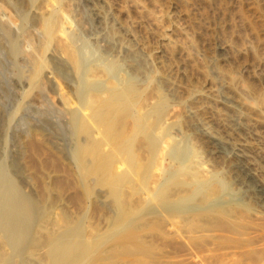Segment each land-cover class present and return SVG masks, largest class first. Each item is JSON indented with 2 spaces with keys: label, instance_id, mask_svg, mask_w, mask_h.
<instances>
[{
  "label": "rangeland",
  "instance_id": "obj_1",
  "mask_svg": "<svg viewBox=\"0 0 264 264\" xmlns=\"http://www.w3.org/2000/svg\"><path fill=\"white\" fill-rule=\"evenodd\" d=\"M4 3L18 21L27 15L26 0ZM33 3L40 15L35 24L31 16L25 20L28 32L23 33L31 36L17 37L16 56L0 11V162L26 191L45 200L47 207L51 203L46 217L50 220L44 219L49 226L43 221L38 234L79 225L87 249L82 264L102 259L103 264H129L141 256L146 264H264V193L261 204L240 196L242 189L231 178L236 159L230 153L243 143L239 147L258 167L264 189V0ZM52 16L88 69L84 78L77 74L81 80L74 73L80 81L74 93L67 84H61V90H54V84H21L15 74L20 67L30 78L38 69L39 55L40 62L47 57V46L37 45L34 65L26 51L36 45L35 29ZM58 66L59 74L66 69L65 63ZM128 87L133 88L139 124L130 126L131 119L123 115L119 131L116 124L106 134L107 124L92 125L89 118L87 126L77 111L79 122L71 126L65 114L68 106L80 105L90 113L109 93ZM130 127L131 152L119 151L115 147ZM160 139L166 140L161 159L154 151ZM98 141L100 150L105 148L104 166L91 189L89 179L95 174L82 176V156L93 164ZM187 152L190 158L181 163ZM133 233L134 240L128 241ZM237 242L243 250L240 244L235 248ZM247 243L252 246H247L248 252ZM254 249L256 255L260 250L259 262Z\"/></svg>",
  "mask_w": 264,
  "mask_h": 264
},
{
  "label": "bare ground",
  "instance_id": "obj_2",
  "mask_svg": "<svg viewBox=\"0 0 264 264\" xmlns=\"http://www.w3.org/2000/svg\"><path fill=\"white\" fill-rule=\"evenodd\" d=\"M4 1L0 0V11H1V13L3 12L4 15H2V17L4 19H6V21H7L6 30L12 36L11 37V44H10V48H11V51H12L11 53H13V55L16 56V55H18L20 53L19 52L20 51L19 44H18V39L19 38H17V37L21 36L23 38L22 35L25 34L23 32H25V31L28 32L27 29L25 30V26H24L26 24L25 20H27V18L29 16H31L34 19L33 23L35 24V22L38 20L37 16L40 15V13H39L38 7H36L34 5V3H33L34 0H26L25 7L28 9V12H26L27 15L20 16L19 21H18L17 20V15L12 13L10 10H7L6 6L4 5L5 4ZM27 9H24V10H27ZM98 12H99V10H98ZM1 13H0V15H1ZM54 16H52V18L48 17V19L45 22H43L42 25L38 26L35 29L36 30L35 32H36L37 40H35L36 42L31 40L33 43H36L35 46L34 45L32 46V44L30 43L31 46L33 47V48H31L32 49L31 52H30L29 49L27 50V48H25L27 50L26 53L29 51L28 55L26 54V56H28V59H29L28 62H30V63L34 64V59L36 58L35 56L36 55L38 56V54H39L38 52H37V54H35V52L37 51V49H35V47L37 45H39V44L47 46V48H46L47 52H48L47 53V57L45 58L44 57L45 55H44L43 56L44 59H42L41 62H40L41 56L39 55V57H38L39 58V63H37V64L35 63L36 66H38V69L35 70V73L32 76H29L30 78L27 77L28 75L27 76L25 75V73L23 72V70L20 67L15 68V74L18 77V80H19V82L21 84H32V85L33 84H37L36 87L38 86V84H54V86H55L54 90L55 89L56 90H61L63 88L61 86V84H67L70 87V91L72 93H74L75 88H77L76 84H78V81L81 80V78H79V76L81 77V75H83V78H84V74H85V72L88 69L86 67L84 68L82 66V64H81L82 60H79V57H78L79 55H77V53H76V50L74 48V44H73L72 39H70L66 35L64 36V33H63L64 30L63 29L60 30V27H59L60 25L57 24V18H55ZM31 25L33 26V24H31ZM25 35H27V34H25ZM28 35L31 36L30 34H28ZM28 35H27V37H28ZM33 35H34V33H32V37H33ZM8 37H10V36H8ZM30 39L28 40L29 42H30ZM20 40H21V38H20ZM38 50H39V48H38ZM43 53H41V54H43ZM26 56L24 55V57H26ZM24 57L22 58L23 60H24ZM26 59L27 58H25V62H27ZM36 61L38 62V59ZM61 63H62V65H63V63H65L66 69L65 70H63V69L60 70L61 73L59 74L58 70L60 69L59 66H61V65L58 66V64H61ZM16 66H18V65H16ZM85 69H87V70H85ZM74 73L76 74V76L79 75L77 77V79H79L78 81L75 78V74ZM79 83H80V81H79ZM116 84H118V83H116ZM127 84H129V86H130L131 83L129 82ZM131 89H133V88L132 87H128L124 91L109 93V96H107V98L102 99V100H100L99 102L96 103L97 104L96 108L93 111H91L90 113L86 112V110H85V108L83 106H80V105L78 106L77 105L78 106L77 107L76 105L73 106V105H70L71 103H69L70 106H68V108H66V110H65L66 117L69 119V121H71V126H72V124L73 125L78 124L79 119L76 116V114H77L76 112L80 111L83 114V116H84V118H83L84 121H82V122L86 123L87 126L91 125V123H89V118L93 122L92 125L94 123L95 124H107L106 130H105L106 134L109 131H111L116 124H117L116 128L118 129V127L121 125V124L120 125H118V124L121 123L123 115L128 116L131 119V121L129 120L130 122H132L131 125L130 124H127V125L136 126L137 123L138 124L140 123V118L137 117L136 114H135V109H134L135 101H134ZM67 90L69 91L68 88H67ZM72 93H70L69 95H71ZM73 95L74 94H72V96ZM60 99H61V97H60ZM64 99L67 100L66 98H64ZM64 99H63V101L67 104V102ZM52 101L55 104V100L53 99ZM68 102H70L69 99H68ZM66 104H64V105H66ZM60 106L62 107V104ZM60 106H57V107L61 108ZM62 112H64V108H62ZM126 123H127V121H126ZM130 128H131L130 133H126V137L124 135V137H125L124 140L119 142L117 144V146L115 147L119 151H121L123 149H126L129 152H131L132 145H133L134 134L132 132V127H130ZM130 128H129V130H130ZM92 129H94V128H92ZM95 130L93 131V135L92 136L95 135V133H94V132H96ZM118 131H119V129H118ZM114 132H115V130H114ZM114 132H113V137H114ZM90 133H92V131ZM101 133H102V131L101 132L98 131V135H101ZM120 133H122V132H120ZM106 134H105V138H106ZM115 135H116V133H115ZM92 138H91V140H92ZM210 138H211V136H210ZM238 141H240V140H238ZM165 142H166V140H161L160 139L158 144H157V146H156V148H155V150H154L156 153L158 152V155H159L158 158L160 156L163 157V155H162L163 152L162 151L165 150V149L163 150V148H165V147H163V146H165V144H164ZM236 142H237V140H236ZM242 144L243 143L240 142V143H237L238 146L237 145H235V146L233 145L234 146L233 151L230 152L231 155L234 157L233 159H236V161H234L236 163L233 165L234 168L232 169L233 172H232L231 178L235 181V184H238L240 186V188L242 189V193L243 194L240 195L241 197L244 196L248 200H250V202H251V200H253V202H257V203L261 204V193H264V189L261 187V174H260V171H259L258 167L256 166V164L252 160L248 159L246 153H244L245 151L242 148L239 147V145L243 146ZM100 146H101V141H98L97 143L94 144L93 155H94L95 162L93 164H91V160L89 159V157H87V155L82 156V163H83V165L85 167V172H84V174L82 172H80V174L82 173L83 177L88 176V175L93 174V173L95 174L94 179L93 178L89 179V185L90 186H88V187H90L91 189H92V186H93L95 180H99L101 178V176H102L104 163L102 161V153H101V151H103L105 148L100 150ZM76 148H74V149H76ZM212 148L214 149V147H212ZM215 149H217V148H215ZM67 155H66V158H68L67 162L70 163L71 160L69 159V157ZM190 156H191L190 152H187L186 154L182 155L181 163L186 161V160H188L190 158ZM225 156H228V155L225 154ZM160 159H161V157H160ZM121 162L122 161H120L119 164H122ZM125 163L126 162H124L123 164H125ZM115 164H117V163H115ZM119 164H118V167H119ZM79 165H81V163H79ZM124 167H127V166H124ZM230 167H232V166H230ZM157 168L158 167L156 165V169ZM159 168H160V166H159ZM119 169H120V167H119ZM155 171H157V170H155ZM229 171H230V168H229ZM79 176L74 175V177H77L78 179H81L82 177H79ZM83 181L85 183V180H83ZM209 185H211V184H209ZM30 189H31V187H30ZM31 191H32V189H31ZM97 191H98V195H100L101 191H99V189ZM211 191H213V190H211ZM146 193H147V191H146ZM214 193L215 192H212V194H210L209 196L211 197V195H212V197H213ZM102 194L104 195L103 192H102ZM244 197H242V198H244ZM44 202H45V200H44ZM44 202L42 200H40V198L38 199V198H36V196L34 197L28 191H26L24 189V187L10 174V172H8V170L5 168V165H3L0 162V264H82V263H84V257H85V254L87 253V249H86V246L84 245L83 237H82L81 233L79 232V228H80L79 225H70V226H65L64 228L53 229V230L49 229L50 231L48 230L49 232H46L45 234L43 232V235H41V234L39 235L38 234V231L45 227V226H43V221L48 216V214L50 212L48 207L51 206L50 205L51 203L49 204L50 206L48 205V207H47L44 204ZM53 202H55V201L53 200ZM105 203H106V201H105ZM106 205L109 206V204H106ZM102 206H104L103 203H102ZM103 208H105V207H103ZM197 208H199V207H197ZM63 217H66V216L63 215ZM46 219H47V221L50 220V219L48 220V218H46ZM52 219H54L55 222H57V223L59 222V221H56L55 218H52ZM44 222L46 223V221H44ZM55 222H54V224H56ZM172 222H174V221H172ZM45 225L49 226V225H47V223ZM81 226H83V222H82ZM91 227H92V225H91ZM82 229H84V228H82ZM174 229H176V228H174ZM88 231H89V229H88ZM86 233H88V232H86ZM134 234L135 233L129 234L126 237L127 239H129L128 241H133L134 240V237H135ZM241 235H243V234H241ZM241 235H240V237H241ZM140 238H141V236H140ZM143 238H145V237H143ZM237 238H238V236H237ZM237 238H234V239H237ZM246 239H249V238L246 237ZM119 240L120 241H124L125 237L121 238ZM239 244L240 243L235 244L236 245L235 248ZM250 244L253 245L254 243L251 242ZM112 246L114 248V244ZM128 246L124 247V248L128 249ZM247 246H248V243L245 246L246 247L245 248L246 251H247ZM130 247H132V246H130ZM233 247H234V245H233ZM238 247L241 248V244ZM259 247H261V245ZM259 247H258V249H261ZM120 248H122V247L120 246ZM248 248L251 250L252 246H250V247L248 246ZM114 249H117V248H114ZM221 249L223 250V248H221ZM231 249H232V247H231ZM231 249H229V250H231ZM241 249L243 250L244 248H241ZM211 250H212V248H211ZM235 250L238 252L237 249H235ZM255 250L256 249L253 250L254 253H255L254 255H256V253H257V251H255ZM118 251H116V252H118ZM207 251H208V249H207ZM236 251H235V253H236ZM125 252L127 253L126 250H125ZM159 252H161V251H159ZM213 252L215 253L214 249H213ZM244 252H245V250H244ZM258 252L259 253L256 255L257 257L261 255L260 250ZM166 253H168V252H166ZM170 253L172 255V252H170ZM240 253H241V251H240ZM252 253H251V256H253ZM132 254L136 255V252H134ZM143 254H145V258L147 260L146 256H147L148 253L146 254V253L143 252ZM218 254H217V256H218ZM224 254H225V252H224ZM116 255H117V257L119 256L118 254H116ZM126 255H129V252ZM153 255H154V252H153ZM230 255H231V253H230ZM120 256H119V258H120ZM192 256H193V254H192ZM232 256L236 257V255H232ZM112 257H113L112 260H114L115 257L114 256H112ZM142 257H143V259H142ZM160 257H161V255H160ZM157 258H156V260H157ZM231 258H233V257H231ZM254 258H255V256H254ZM132 259H133V257H132ZM164 259H165V256H164ZM164 259H163V261H164V263H166ZM245 259H247V258H245ZM250 259L252 260V258H250ZM258 259H259V257L257 258V261H258ZM109 260H110V258H109ZM129 260H131V259L129 258ZM158 260H159V258H158ZM185 260L187 261L186 258H185ZM234 260H235V258H234ZM260 260H261V258H260ZM100 261H98L99 264H103V262L105 260L102 259V261H101L102 263H100ZM150 261H153V259H151V255H150ZM195 261H196V259H195ZM203 261L204 260H202V262ZM207 261H206V264H207ZM223 261H224V259H223ZM231 261H232V259H231ZM116 262H118V261L116 260ZM140 262H142V264L143 263L146 264L144 256H141V258L137 257V258H135L133 260V262L131 260V262L129 261L128 263L129 264H141ZM154 263H155V260H154ZM154 263L152 262V264H154ZM248 263L249 262H247V264ZM106 264H107V262H106ZM156 264H158V263H156ZM200 264H201V261H200ZM252 264H253V262H252Z\"/></svg>",
  "mask_w": 264,
  "mask_h": 264
}]
</instances>
